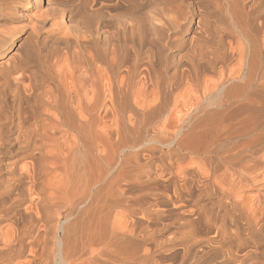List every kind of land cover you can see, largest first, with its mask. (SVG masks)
Returning <instances> with one entry per match:
<instances>
[{"label": "bare ground", "instance_id": "6f19581e", "mask_svg": "<svg viewBox=\"0 0 264 264\" xmlns=\"http://www.w3.org/2000/svg\"><path fill=\"white\" fill-rule=\"evenodd\" d=\"M0 264H264V0H0Z\"/></svg>", "mask_w": 264, "mask_h": 264}, {"label": "rangeland", "instance_id": "374dc122", "mask_svg": "<svg viewBox=\"0 0 264 264\" xmlns=\"http://www.w3.org/2000/svg\"><path fill=\"white\" fill-rule=\"evenodd\" d=\"M90 14L91 13L89 12V14H88L89 15L88 16L89 18L86 17V20L83 19V23L84 24L85 23H88V26L91 25L90 21L93 19V18H91V15ZM95 19L98 20L97 22H98L99 26H101L102 28H112L114 25H117L118 21H121V6H119L118 8H111V9L109 8L107 10H104L100 14L96 15ZM51 21H52V17L50 16V17H48V22L45 23V27H47V29L49 28V24L51 23ZM92 22H95V20L94 21L92 20ZM110 25L112 27H110ZM24 30L25 29H23V31H21L19 33V35L21 33H23ZM175 230H176L175 227L174 226H171L169 229H167V232H165V234L163 235V238H166L167 236L174 237Z\"/></svg>", "mask_w": 264, "mask_h": 264}]
</instances>
